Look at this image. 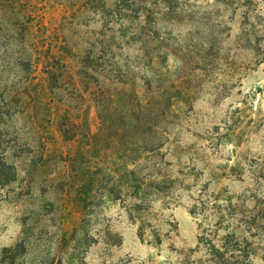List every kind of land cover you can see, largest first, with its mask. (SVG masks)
Wrapping results in <instances>:
<instances>
[{"label":"rangeland","instance_id":"rangeland-1","mask_svg":"<svg viewBox=\"0 0 264 264\" xmlns=\"http://www.w3.org/2000/svg\"><path fill=\"white\" fill-rule=\"evenodd\" d=\"M21 1L0 0V264H179L199 192L264 224V0L149 20L116 0H29L27 19ZM174 83L187 99L163 115L152 93Z\"/></svg>","mask_w":264,"mask_h":264},{"label":"trees","instance_id":"trees-1","mask_svg":"<svg viewBox=\"0 0 264 264\" xmlns=\"http://www.w3.org/2000/svg\"><path fill=\"white\" fill-rule=\"evenodd\" d=\"M3 1L11 2V0ZM40 1L44 2L43 6H45L52 0ZM57 1L63 2V0ZM21 2L25 4V15L29 19L28 16L32 13L29 12L31 7H27L30 6L29 0ZM169 2L170 0H116L114 4L121 15L133 14L135 18L143 16L149 20L153 13L160 14L168 11L171 6ZM92 52L89 50L82 56L81 77L86 75L90 79L93 76L88 72L92 68L89 63L96 61H93ZM153 93L152 98L161 106L160 111L163 115L176 104L185 102L187 99L186 93L178 87L177 83H174L173 87L159 88L155 94ZM2 166L5 164L3 163ZM123 173L131 176L138 192L145 182H149L156 188V192H160L157 188L161 187V182L142 177L137 166H134V169L125 167ZM83 194L86 197L87 190H84ZM256 208L248 209L243 200L232 196L223 198L220 194L199 192L189 208V214L198 221L200 226L198 243L195 248L189 250L188 255L179 264H254V247L257 244L255 239H259V236L264 234V224ZM140 234H143L142 227ZM156 237L159 242V237L157 235ZM196 253H203L204 257H196V261L190 262L189 254ZM260 259L264 264V254Z\"/></svg>","mask_w":264,"mask_h":264}]
</instances>
